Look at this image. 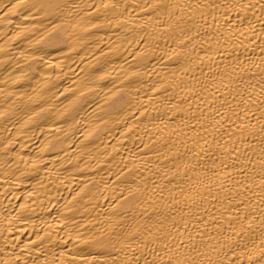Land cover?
<instances>
[{
    "label": "bare ground",
    "instance_id": "obj_1",
    "mask_svg": "<svg viewBox=\"0 0 264 264\" xmlns=\"http://www.w3.org/2000/svg\"><path fill=\"white\" fill-rule=\"evenodd\" d=\"M0 264H264V0H0Z\"/></svg>",
    "mask_w": 264,
    "mask_h": 264
}]
</instances>
